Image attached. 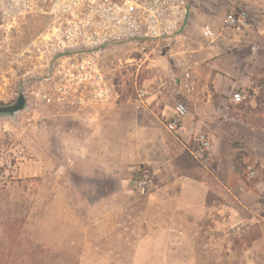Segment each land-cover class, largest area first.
Wrapping results in <instances>:
<instances>
[{"label":"rangeland","instance_id":"374dc122","mask_svg":"<svg viewBox=\"0 0 264 264\" xmlns=\"http://www.w3.org/2000/svg\"><path fill=\"white\" fill-rule=\"evenodd\" d=\"M231 1L194 0L179 40L157 54L160 63L150 66V56L118 48L109 78L116 92L126 95L158 87L145 80L159 78L174 89L183 83L185 91L207 95L211 90L209 83L205 87L204 78L210 74L206 61L223 62L227 71L242 64L251 81L214 94L216 100L224 98V110L234 121L235 157L241 159L250 134L264 127V0ZM231 7L246 13L248 26L220 35ZM46 24L45 18H33L0 37V71ZM207 25L217 32L212 38L202 36ZM189 31L200 38L186 36ZM33 89L26 95L25 110L0 117V264H264L250 258L251 241L262 230L247 221V211L240 210L245 220L233 227L220 215L194 223L175 213L174 219L161 222L151 199L129 192V176L127 184L122 182L125 177L116 182L96 173L90 163L74 159L77 129L86 131L87 125L74 116L75 109L35 100ZM238 91L250 99L229 105L228 97ZM215 119L229 120L223 111ZM180 158L183 168L195 170L185 154ZM245 165L237 160V172Z\"/></svg>","mask_w":264,"mask_h":264},{"label":"crops","instance_id":"0c3cea01","mask_svg":"<svg viewBox=\"0 0 264 264\" xmlns=\"http://www.w3.org/2000/svg\"><path fill=\"white\" fill-rule=\"evenodd\" d=\"M188 21L172 41L152 44L140 52L142 57L152 58L150 66L157 64V54L162 47L179 40ZM186 36L200 38L199 33L191 31ZM244 37L248 39L249 36ZM116 51L103 54L101 64L108 78ZM110 57L111 62L108 61ZM203 61L206 60L203 58ZM118 63L122 64L120 59ZM206 64L210 74L208 80L207 76L204 78L205 87L209 83L211 90L207 95L191 94L189 88L184 90L183 83L174 89L165 79H150L145 83L158 87H149L136 95L117 93L108 103L94 102L73 111L74 116L87 125L86 131L77 129L73 157L90 163L89 166L105 178L119 182L125 177L122 182L126 184L135 168L145 166L154 170L155 189L146 198L155 203L153 211L161 222L174 219L175 213L194 223L220 215L222 221L233 227L234 222L245 220L240 210L247 211L250 214L247 221L261 225L262 230L261 235L251 241V261H264V127L250 134L244 148L246 153L236 159L238 148L233 143L238 131L234 129V121L231 117L225 121L215 119V115L224 112L227 106L223 107L224 98L216 100L214 94H224L230 85H244L246 80H251L243 73L242 64L231 71L226 70L223 62L209 60ZM177 100H181L189 113L181 130L171 134L164 124L172 116ZM199 132L213 140L212 151L207 157L200 154L194 141ZM183 154L193 161L195 170L182 167L180 156ZM237 160L254 167L253 178L240 176L235 168ZM129 192L137 196L131 187Z\"/></svg>","mask_w":264,"mask_h":264},{"label":"built area","instance_id":"2783aa9c","mask_svg":"<svg viewBox=\"0 0 264 264\" xmlns=\"http://www.w3.org/2000/svg\"><path fill=\"white\" fill-rule=\"evenodd\" d=\"M231 3V0H228ZM194 0H0V37L33 18L47 24L35 39L9 60L0 71V105L15 102L22 90L41 103L80 109L94 102L108 103L117 96L114 84L102 68L103 54L118 48L145 51L152 44L172 41L189 19ZM248 26L246 13L231 7L221 22L223 32L239 33ZM217 32L202 28V36ZM1 55V45H0ZM244 91L228 97L229 105L243 104ZM228 110V108H227ZM225 110L224 118H230ZM183 103H176L164 128L171 134L181 130L188 115ZM201 154H210L213 140L205 133L195 134ZM253 178L254 167L239 170ZM155 172L139 166L129 176L131 191L139 197L155 189Z\"/></svg>","mask_w":264,"mask_h":264},{"label":"water","instance_id":"95a60500","mask_svg":"<svg viewBox=\"0 0 264 264\" xmlns=\"http://www.w3.org/2000/svg\"><path fill=\"white\" fill-rule=\"evenodd\" d=\"M27 108V100L23 95L22 90H20L18 97L15 102L2 106L0 105V117H14L16 114L22 112Z\"/></svg>","mask_w":264,"mask_h":264}]
</instances>
